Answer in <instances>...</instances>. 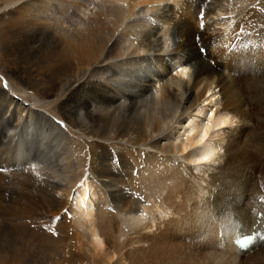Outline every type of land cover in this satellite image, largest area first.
<instances>
[{
    "label": "bare ground",
    "instance_id": "obj_1",
    "mask_svg": "<svg viewBox=\"0 0 264 264\" xmlns=\"http://www.w3.org/2000/svg\"><path fill=\"white\" fill-rule=\"evenodd\" d=\"M0 69V264H264V0H12Z\"/></svg>",
    "mask_w": 264,
    "mask_h": 264
},
{
    "label": "rangeland",
    "instance_id": "obj_2",
    "mask_svg": "<svg viewBox=\"0 0 264 264\" xmlns=\"http://www.w3.org/2000/svg\"><path fill=\"white\" fill-rule=\"evenodd\" d=\"M12 2V0H1L0 1V15L8 8V5H10ZM7 6V7H6ZM219 28V27H218ZM224 34V33H223ZM229 36H227L228 38ZM22 47V52L21 53H18L20 51L17 52V54H20V56H17L18 57V63L19 65H22V66H25L24 68H26V66H28L27 64V46L26 47H23L21 43H19L17 46ZM203 51H206L205 48H202ZM203 54L205 55V53L203 52ZM56 67V68H55ZM55 67L53 69H51L50 71V75L56 79V76H57V73H58V67L55 65ZM57 69V70H56ZM54 71V72H52ZM179 71V70H178ZM45 75V73H43ZM174 75V72L172 73ZM53 78H47V80H51ZM8 76L6 75V73L0 69V88H8ZM8 81V82H7ZM14 95L19 98L20 100H22L23 102L25 103H29V104H34V105H42V102H39L37 101V99H39L38 97H35V96H31L28 92H25L23 91L22 89H18V88H15V91L13 92ZM42 107H44V110L49 113V115L54 118L55 120H58L60 122H63V117L61 115V110H60V107H61V101H56L54 100V102L52 101H49V102H45V104L42 105ZM157 128V124H155L153 126V129L155 130ZM65 129L68 131V133H70V135H72L73 137L75 138H78L76 136V131L66 125L65 126ZM79 143V142H78ZM77 143V144H78ZM83 150H82V149ZM80 150L79 153L80 155L82 156V165H83V168H80L78 171H79V175H80V180H83V173L85 171L88 170V158H87V154H86V150H85V147H83L82 144H80ZM83 151V152H82ZM87 168V169H86ZM261 191V188L258 189L257 192H260ZM121 194H125L123 192H121ZM32 244V245H31ZM41 244V243H40ZM30 246H34L35 249L34 251L36 252H40V251H43L45 247H43L42 245H37L35 243H30L29 244ZM48 248H50L48 246Z\"/></svg>",
    "mask_w": 264,
    "mask_h": 264
},
{
    "label": "snow or ice",
    "instance_id": "obj_3",
    "mask_svg": "<svg viewBox=\"0 0 264 264\" xmlns=\"http://www.w3.org/2000/svg\"><path fill=\"white\" fill-rule=\"evenodd\" d=\"M181 71H185L184 69H181ZM205 159H207V157H205ZM241 243H244V241H241Z\"/></svg>",
    "mask_w": 264,
    "mask_h": 264
}]
</instances>
